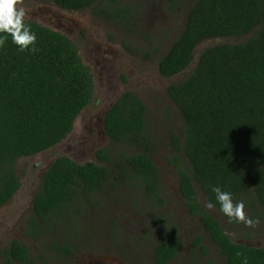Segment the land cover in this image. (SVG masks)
I'll use <instances>...</instances> for the list:
<instances>
[{
	"label": "trees",
	"instance_id": "obj_1",
	"mask_svg": "<svg viewBox=\"0 0 264 264\" xmlns=\"http://www.w3.org/2000/svg\"><path fill=\"white\" fill-rule=\"evenodd\" d=\"M52 2L68 10L90 8L116 26L127 28L131 22L127 18L133 6L126 0ZM166 4L175 12L184 11L185 19L179 36L158 61L161 76L188 68L201 41L223 39L203 49L190 74L166 88L183 123V142L171 137L180 194L189 213L201 219L225 264H241L238 251L249 264H264V246L225 235L229 232L199 203L195 189L197 184L228 221L213 186L230 192L234 202L242 201L245 211L264 216V0ZM138 21L135 5V25ZM25 23L35 33L39 51L21 52L10 35L0 47V208L20 186L17 159L60 143L93 94L92 74L73 41L34 21ZM231 37L241 40H224ZM103 128L108 143L95 151V162L78 163L58 155L41 176L24 234L38 240L45 252L70 254L81 228L89 231L81 216L90 215L117 192L126 190L157 206L164 204L147 105L132 91L122 92L105 111ZM163 218L153 221L161 227L152 251L157 264L171 261L182 247L178 228ZM193 245L208 254L200 236ZM5 255L4 264H48L44 254H32L18 240L10 243Z\"/></svg>",
	"mask_w": 264,
	"mask_h": 264
},
{
	"label": "rangeland",
	"instance_id": "obj_2",
	"mask_svg": "<svg viewBox=\"0 0 264 264\" xmlns=\"http://www.w3.org/2000/svg\"><path fill=\"white\" fill-rule=\"evenodd\" d=\"M133 6L127 28L116 26L108 19L93 15L90 8L83 11L66 10L52 0H23L20 5L27 13L25 20L56 30L76 46L78 54L93 77L90 103L77 116L72 131L57 145L16 161L20 186L13 198L0 208V264L6 261L5 251L18 240L32 254H44L49 264H153L147 246L160 232L153 221L167 219L179 230L183 243L170 264H225L216 245L211 241L199 217L192 216L178 188L173 162L172 135L183 142V123L178 110L166 94L172 83L187 77L208 46L223 41L211 38L201 41L194 50L188 68L171 77L158 71V61L179 36L184 24V11L168 9L166 0H126ZM135 5L139 21L135 25ZM229 42L239 37L224 39ZM126 44H123V43ZM134 92L148 108V120L153 136V162L159 170L164 204L157 206L126 190L104 201L90 215H82L88 232L76 236L80 247L74 256L45 252L40 242L24 234L27 218L32 211V199L41 176L58 155H66L78 163L95 162V151L108 143L103 128L105 111L124 91ZM183 159V154L180 156ZM199 203L229 232L231 239L247 245L264 246V216L255 228L232 225L215 209H208L205 195L195 184ZM247 215L258 218L251 212ZM155 226H154V225ZM158 226V227H156ZM200 236L208 254L193 245Z\"/></svg>",
	"mask_w": 264,
	"mask_h": 264
},
{
	"label": "clouds",
	"instance_id": "obj_3",
	"mask_svg": "<svg viewBox=\"0 0 264 264\" xmlns=\"http://www.w3.org/2000/svg\"><path fill=\"white\" fill-rule=\"evenodd\" d=\"M23 0H0V47H3L8 36L12 38V43L15 44L21 52L31 49L32 53L39 51L34 47L36 35L32 32L29 25L25 23L27 15L25 8L20 6ZM211 191L215 194V199L220 205V211L229 218V222H238L248 228H255L260 225L259 218H250L242 201L234 202L230 192L222 191L220 187L213 186ZM208 209H214L215 205L208 202L205 205ZM225 235H231L225 233ZM236 257L242 258L241 264H249L248 257L242 252H236Z\"/></svg>",
	"mask_w": 264,
	"mask_h": 264
},
{
	"label": "flooded vegetation",
	"instance_id": "obj_4",
	"mask_svg": "<svg viewBox=\"0 0 264 264\" xmlns=\"http://www.w3.org/2000/svg\"><path fill=\"white\" fill-rule=\"evenodd\" d=\"M60 8V7H59ZM63 9V8H62ZM87 9H89V8H86L85 10H87ZM66 10H68V9H66ZM84 10V11H85ZM74 11H83V10H74ZM90 11H91V9H90ZM37 23V22H36ZM71 40V39H70ZM134 93V92H133ZM135 94V93H134ZM193 216V215H192ZM201 220V219H200ZM26 225V224H25ZM154 225V224H153ZM155 226V225H154ZM156 227H158V226H156ZM179 231V230H178ZM159 233V232H158ZM158 233H157V236H158ZM156 236V237H157ZM156 237H152V240L149 242V244H147V246L150 248V251H149V253L148 254H150V258L152 259V261H153V264H157L156 262H155V260H154V256H153V254H152V251H153V247L155 246V244H156V241H157V239H158V237L156 238ZM214 243V242H213ZM73 249H72V252L70 253V254H68L69 256H74L75 255V252H76V250L80 247L79 245H77L75 242H73ZM182 245H183V243H182ZM253 246V245H252ZM182 248V247H181ZM195 248H197V250L199 251V252H201V250L199 249V247H195ZM181 250V249H180ZM180 250L178 251V253L180 252ZM178 253L176 254V256L171 260V261H169L168 263H166V264H170L176 257H177V255H178ZM202 253V252H201ZM203 254V253H202ZM49 264V263H48Z\"/></svg>",
	"mask_w": 264,
	"mask_h": 264
}]
</instances>
